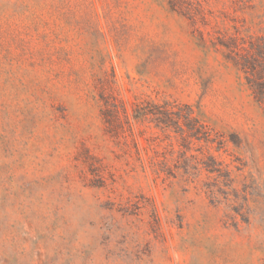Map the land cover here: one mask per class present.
<instances>
[{
    "label": "rangeland",
    "instance_id": "374dc122",
    "mask_svg": "<svg viewBox=\"0 0 264 264\" xmlns=\"http://www.w3.org/2000/svg\"><path fill=\"white\" fill-rule=\"evenodd\" d=\"M181 1L0 0V264H264V107L213 44L264 0Z\"/></svg>",
    "mask_w": 264,
    "mask_h": 264
},
{
    "label": "trees",
    "instance_id": "16d2710c",
    "mask_svg": "<svg viewBox=\"0 0 264 264\" xmlns=\"http://www.w3.org/2000/svg\"><path fill=\"white\" fill-rule=\"evenodd\" d=\"M175 1L180 2L181 0ZM189 1L191 0H182L178 5L174 3L173 8L188 18L195 20L194 17L197 14L202 16L204 12H201L203 10L201 8L197 10L185 5L186 3L189 4ZM198 1L197 4L202 7L201 2ZM201 38L205 41L203 35ZM214 38L213 44L222 47L226 58L244 73L247 84L256 100L264 107V36H244L237 28L231 34L220 31ZM147 116L153 118L159 125L164 124L167 127L179 128L178 131L184 136L185 133L190 137L199 133L203 134L208 152L210 149L209 144L214 142L212 130L200 121L193 107L189 104L166 101L163 105L154 104L150 108L144 106L136 111L137 118L141 119ZM181 121H183V125ZM209 158L213 159L214 157L209 155Z\"/></svg>",
    "mask_w": 264,
    "mask_h": 264
}]
</instances>
